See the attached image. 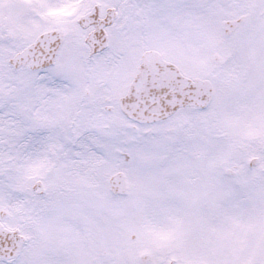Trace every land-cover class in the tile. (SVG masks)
I'll list each match as a JSON object with an SVG mask.
<instances>
[{
    "label": "snow or ice",
    "instance_id": "1",
    "mask_svg": "<svg viewBox=\"0 0 264 264\" xmlns=\"http://www.w3.org/2000/svg\"><path fill=\"white\" fill-rule=\"evenodd\" d=\"M0 264H264V0H0Z\"/></svg>",
    "mask_w": 264,
    "mask_h": 264
}]
</instances>
